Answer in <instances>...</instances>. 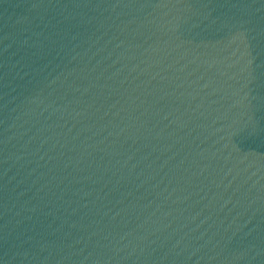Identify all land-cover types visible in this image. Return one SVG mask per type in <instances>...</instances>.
<instances>
[{"label":"water","instance_id":"water-1","mask_svg":"<svg viewBox=\"0 0 264 264\" xmlns=\"http://www.w3.org/2000/svg\"><path fill=\"white\" fill-rule=\"evenodd\" d=\"M0 264H264V0H0Z\"/></svg>","mask_w":264,"mask_h":264}]
</instances>
